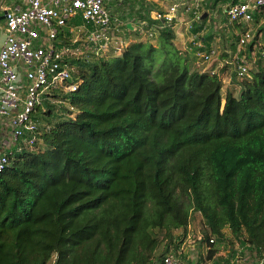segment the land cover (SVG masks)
<instances>
[{"label": "trees", "instance_id": "trees-1", "mask_svg": "<svg viewBox=\"0 0 264 264\" xmlns=\"http://www.w3.org/2000/svg\"><path fill=\"white\" fill-rule=\"evenodd\" d=\"M147 13L142 2L137 15L151 23ZM260 19L264 6L251 21ZM261 33L264 24L248 56ZM174 35L159 31L170 61L163 78L156 60L146 64L156 46L142 39L91 61L64 55L78 86L57 96L73 110L45 99L34 148L0 172V264H46L53 254L54 264H156L174 239L168 229L158 253L157 230L191 219L183 194L203 217L207 258L225 240L264 254V58L258 51L244 77L234 72L223 95L219 74L183 62ZM57 43L74 46L67 27Z\"/></svg>", "mask_w": 264, "mask_h": 264}, {"label": "built area", "instance_id": "built-area-1", "mask_svg": "<svg viewBox=\"0 0 264 264\" xmlns=\"http://www.w3.org/2000/svg\"><path fill=\"white\" fill-rule=\"evenodd\" d=\"M23 1L24 5L0 7L4 15V39L0 47V172L9 165L10 155L34 148L39 135L40 116L47 110L43 101H53L55 94L77 89L78 82L72 80L71 68L63 61L65 54H75V51L69 46L56 44L60 29L67 27L73 32L77 25L68 26V21L81 16L89 26L76 30L83 32V40L91 53L105 56L121 50L122 26L128 24L114 14L121 12L125 0ZM202 1L176 0L164 11H154L151 23L140 21V24L148 27L145 33L149 38L155 37L162 29L174 34L182 33V29L191 32L195 22L201 20ZM226 3V17L230 22H250L254 13L264 6V0H226ZM198 34H192L186 47L196 57L198 68L207 64L201 68L202 71L223 77L216 65L212 67L218 62L219 65H232L239 77L248 73L250 64L241 48L252 39L249 29L242 31L236 51L224 63L218 61L216 49L205 44ZM75 42L78 40L74 37L71 43ZM260 54L264 58V47ZM58 98L59 103L64 101L60 96ZM68 106L73 110V106ZM252 251L253 257L249 262L246 260H249L250 253L244 260L240 259L241 263L234 260L231 264H264V254L257 256L256 251ZM55 258L53 254L46 264H54ZM156 264L188 263L170 251Z\"/></svg>", "mask_w": 264, "mask_h": 264}, {"label": "rangeland", "instance_id": "rangeland-1", "mask_svg": "<svg viewBox=\"0 0 264 264\" xmlns=\"http://www.w3.org/2000/svg\"><path fill=\"white\" fill-rule=\"evenodd\" d=\"M134 0H125L122 10L120 13L124 14V17L122 18L123 21L127 22L128 26H122V31H121V37L123 39V45H127V43H130L134 41L135 39H142L145 41L146 44H153L156 46V50L153 54L152 59L146 60V64H149L152 62V60H156V64L159 65L158 67V73L156 76L158 77H164L166 74V69L169 68V60L165 59V54H164V47L166 44L159 38V32L156 33L155 37H147L145 31L148 28L145 24L141 25L140 21L147 22L146 20H141L140 17L137 15V8H135L136 5H133ZM158 1V0H157ZM209 4L211 3L210 1L213 0H208ZM0 3H5L7 4V0H0ZM170 0H159L158 2H155L154 5L151 7V12L153 10L155 11H164L167 6L170 4ZM2 5V4H1ZM0 5V6H1ZM227 5L226 0H218L215 5H212L213 7L210 8L212 13L209 15V20L207 23L204 24V26L197 31L198 33H204L207 37H209V46H213L214 49H216L217 53V59L218 61H224L230 60L232 55L237 49V43L239 41V36L241 35L242 31L245 30H250L252 36L255 34L256 30L258 27L262 26L264 24L263 19H260L258 23L254 24V22H239L238 25L235 22H230L227 17H226V12L224 11L225 6ZM148 18L151 20L153 19L150 15H148ZM153 21V20H152ZM3 20H0V29L3 31ZM79 24L82 25H77V28L82 27L83 29L86 28V26H89L84 22L83 20L79 22ZM76 28V29H77ZM201 34H198V37H200ZM73 37H77V39L81 40V43L83 44H78V47L72 46L74 48L75 54H68V55H77L79 58L83 57L87 60H92L95 57L93 54H91L89 45L84 42L83 40V32L80 31L79 29L77 31L72 32ZM202 36V35H201ZM2 33L0 32V46L3 43L2 38ZM248 43L247 42L242 48L241 52L244 56L245 59H250L248 60L250 62V66L253 64V59L257 57V52L260 51L261 48L264 47V33H261L257 40H256V46L254 47V51L250 53V56L247 55L248 53ZM181 46V44H180ZM179 46L178 53L182 57L183 62L189 65L190 68H198L194 63L192 65V61L190 58V55L187 54L186 51L182 50L181 47ZM247 55V56H246ZM216 58V57H215ZM163 60V61H162ZM164 62V63H163ZM207 64H202L201 68ZM223 65V66H222ZM225 64H218L217 69L218 71L221 70L222 67H224ZM200 68V67H199ZM198 68V69H199ZM200 68V70H202ZM233 67L232 65L228 64V67L224 69L223 72L224 76L220 77L222 81V94L224 95L225 91L227 89H230L233 87V82L234 81V73H233ZM234 90L237 92L238 87L236 86ZM58 96L53 97V103L58 104L60 98H58V101L56 102ZM224 102V99H222V103ZM63 104V106L68 107V102L67 101H62L60 102ZM60 106V105H58ZM56 107V109L53 111V113L57 114H62L66 112L60 108ZM180 200L182 201L183 205L188 208V211L190 213V221L189 224L185 229L178 228V229H172L169 227V225L163 226L161 230H157V233L159 235V244L157 247V252L163 251V248L167 246L169 243L168 238L165 236L167 233L168 229L171 230V233L173 234V243H178V249L176 250L174 248V244L171 243L168 245L169 250L171 252H175L176 254L181 253L179 257L186 263H193V264H231V261H237V263H241L240 259L244 260V257L250 253V261L252 259L253 251L248 248H243L242 246L238 244V242L234 241L233 243H230L228 240L221 241V242H216L214 249H216L215 254L213 255L212 259L207 258V250L209 246L202 241V228H203V217L200 213L196 212L193 210L190 200L188 199L187 194H183L179 196ZM227 238L228 239H233L232 235L229 233L228 230L225 231ZM178 237L181 238V241H178ZM264 253V251H263ZM258 256V254H256ZM209 262V263H208ZM252 262V261H251Z\"/></svg>", "mask_w": 264, "mask_h": 264}, {"label": "crops", "instance_id": "crops-1", "mask_svg": "<svg viewBox=\"0 0 264 264\" xmlns=\"http://www.w3.org/2000/svg\"><path fill=\"white\" fill-rule=\"evenodd\" d=\"M159 1V0H158ZM157 0H134L133 1V5H136L135 6V8H137V9H139L140 8V4L143 2V6H144V8H145V12H148L147 14H149L151 17L153 16V12L155 11V10H153L152 12H151V7L154 5V3L155 2H158ZM7 4H3V3H0V7H8V6H14L15 4H20V5H24V1L23 0H7ZM226 7V6H225ZM225 9V8H224ZM122 10V9H121ZM203 12H206V15L205 16H207V15H210L211 13H212V11L211 10H202ZM121 15H122V13H120ZM3 14H2V12L0 11V20H3V19H1V16H2ZM208 20H209V18H208ZM207 20V21H208ZM70 21V20H69ZM207 21H205L204 22V24L205 23H207ZM127 22H129V21H127ZM72 25H74L75 26V24H72ZM3 27V26H2ZM130 27V26H129ZM205 27V26H204ZM75 31H77L76 29H75ZM0 32L2 33V36L4 37V34H3V31H2V29H0ZM203 32V31H202ZM199 33V34H201L200 36H201V38L203 39V41H204V43L205 44H207L208 46L210 45V43H209V38H205V37H207L204 33ZM71 33V39L72 38H74L73 36H72V32H70ZM192 34H194V32L193 31H191V32H189V31H187V30H185V29H182V33H180V34H175L173 37V43H174V45H176L178 48H179V46H180V44H181V49L182 50H184V51H186L189 55H190V58H191V61H192V65H193V63L195 64V59H196V57L190 52V51H188L187 49H186V47H187V45H189L190 44V39H192ZM2 37V38H3ZM75 38H77V37H75ZM78 40V42H75V43H73V45L75 46V47H78V44L80 45V44H82L81 43V40H79V39H77ZM2 45V44H1ZM83 45V44H82ZM1 47V46H0ZM248 61V60H247ZM249 62V61H248ZM216 66H218V62H215L214 63ZM249 64H250V62H249ZM224 67L226 68V67H228V65H224ZM249 67H250V65H249ZM235 71H233V73H234ZM221 73H223V72H221ZM223 76H224V74H223ZM233 82V85H234V81H232ZM247 257V256H246ZM246 257H244V258H246ZM209 263V262H208ZM189 264H193V263H189Z\"/></svg>", "mask_w": 264, "mask_h": 264}, {"label": "water", "instance_id": "water-1", "mask_svg": "<svg viewBox=\"0 0 264 264\" xmlns=\"http://www.w3.org/2000/svg\"><path fill=\"white\" fill-rule=\"evenodd\" d=\"M227 10H228V7L226 6L224 11H227ZM205 15H206V12H203L200 19H203L205 17ZM3 17H4V15L1 16V19H3Z\"/></svg>", "mask_w": 264, "mask_h": 264}]
</instances>
